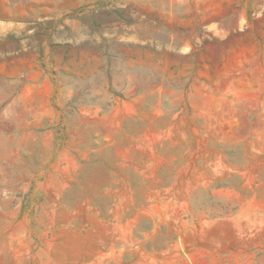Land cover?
<instances>
[{
	"label": "rangeland",
	"instance_id": "obj_1",
	"mask_svg": "<svg viewBox=\"0 0 264 264\" xmlns=\"http://www.w3.org/2000/svg\"><path fill=\"white\" fill-rule=\"evenodd\" d=\"M0 264H264V0H0Z\"/></svg>",
	"mask_w": 264,
	"mask_h": 264
}]
</instances>
